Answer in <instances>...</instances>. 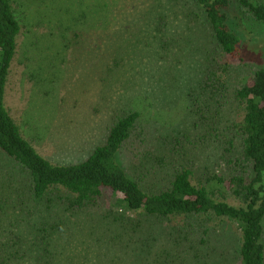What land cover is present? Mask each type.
I'll use <instances>...</instances> for the list:
<instances>
[{
	"label": "trees",
	"instance_id": "trees-1",
	"mask_svg": "<svg viewBox=\"0 0 264 264\" xmlns=\"http://www.w3.org/2000/svg\"><path fill=\"white\" fill-rule=\"evenodd\" d=\"M56 1L64 47L87 32L69 36L65 20L91 29L116 2L59 0L79 4L61 14ZM167 1L155 52L180 44L172 22L208 32L198 84L182 91L189 128L152 139L134 107L84 159L56 163L6 105L25 27L18 0H0V264H264V49L248 64L237 29L264 24V0ZM205 150L216 165L200 164Z\"/></svg>",
	"mask_w": 264,
	"mask_h": 264
},
{
	"label": "rangeland",
	"instance_id": "rangeland-1",
	"mask_svg": "<svg viewBox=\"0 0 264 264\" xmlns=\"http://www.w3.org/2000/svg\"><path fill=\"white\" fill-rule=\"evenodd\" d=\"M115 1L109 17L99 18L91 29L65 20L71 28L69 36L74 30L87 32L83 30V36L64 47L60 46V22L52 18V0H18L25 28L6 105L53 162L84 159L103 141L115 117L134 107L143 111L152 139L184 133L190 126L192 117L185 114L182 91L198 84L204 63L201 48L208 42V32L186 19L172 22L167 34L181 31L180 44L165 49L166 53L155 52L153 19L155 13L170 11L168 1ZM57 3L64 8L61 14L79 10L76 3L72 9ZM132 12L140 15L134 18ZM243 25L237 27L243 55L248 64L257 65L263 61L264 24L244 20ZM206 151L200 164L216 165L214 151ZM136 161L128 154L124 158L127 167L141 164Z\"/></svg>",
	"mask_w": 264,
	"mask_h": 264
}]
</instances>
